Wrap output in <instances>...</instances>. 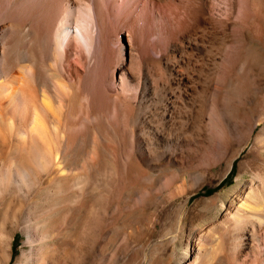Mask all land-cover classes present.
I'll return each mask as SVG.
<instances>
[{"label": "bare ground", "instance_id": "1", "mask_svg": "<svg viewBox=\"0 0 264 264\" xmlns=\"http://www.w3.org/2000/svg\"><path fill=\"white\" fill-rule=\"evenodd\" d=\"M154 1L169 6V51L116 81L108 10L133 13L130 0H0V264L17 230L14 264H133L161 246L170 256L143 264L190 251L187 264H264V0ZM180 106L213 125L208 153L189 156ZM249 144L236 188L191 204ZM159 203L166 218L150 217Z\"/></svg>", "mask_w": 264, "mask_h": 264}, {"label": "rangeland", "instance_id": "2", "mask_svg": "<svg viewBox=\"0 0 264 264\" xmlns=\"http://www.w3.org/2000/svg\"><path fill=\"white\" fill-rule=\"evenodd\" d=\"M121 2L122 0H119V5L122 4ZM154 2H150V0H130V5H132L131 7H133L134 9L133 13L127 12V10L124 8L123 9L119 8L118 14H115L117 12L114 13L111 9L108 10L111 15L110 22L112 24L111 23H110L111 25L109 24L106 34L104 36L105 46H106L105 56L106 58L109 57V59H111L114 62L118 60H122L124 65V68L122 70L117 71L115 75L116 81L120 80L121 73H123V71L124 73H127V71L129 70L130 71L133 70L131 73H133L134 71L136 72L139 71V73L134 72L139 75L142 66L141 64L143 62L150 63L149 61H152L153 59L154 60L160 59V57H162L164 54H166L167 51H169L167 49L168 40L170 36V22H171L169 6L156 1ZM86 7L87 8L85 9L88 12L89 8L88 6ZM90 15L89 12L85 14V21L83 23L84 26L85 25L87 26L89 22L91 24ZM249 46H250L249 49H252L251 50L252 56L256 57L257 50L255 44L252 43L249 44ZM155 76L156 78L158 77L157 79H161V76L159 74H156ZM196 78H198L197 74H196ZM201 95L202 94H195L193 96L195 101L197 100L199 101L201 99ZM202 108L205 113L210 114L211 110L209 106L202 104ZM197 109L198 107L194 108V106H187V107L180 106L179 110H177V112H182L183 114L189 113L188 114L189 116L187 115L184 116L185 123L181 125H177L175 127L176 130L175 132L178 133L180 131L178 134L180 135L182 134V136L191 138L189 139V141L192 142V145H191V150L188 153L189 156L191 157L195 155L199 156L201 154L208 153L209 136H211L214 129L213 125L209 123L207 120H205L203 123L200 119L198 120L191 119L192 115L193 116L196 115ZM251 148H252L251 144L244 147V149L240 152V155L234 160L232 169L223 180L222 177L227 167L225 163H222V165L219 166V168H217L216 170L207 173L205 180L206 185H204L199 191H197L195 194L191 196L190 203L193 204L195 201L199 199L212 197L218 193H227L229 191L234 190L239 183L238 177L240 175L239 173L240 164L247 161L250 158ZM193 149L195 150V152ZM183 164H185V159L182 156L178 155V159L175 162V166H181ZM175 166L173 167L172 171H175L176 168ZM185 166L188 165L186 164ZM159 174L157 176L159 179L168 178V174H162V175ZM243 177L246 180L251 179L249 173L243 174ZM167 210H168L167 208L165 209L162 206V204L159 203L155 206L153 205L152 207H150L148 212L150 217L161 215V217L166 218L165 214ZM174 210L175 209H173V211ZM221 215L222 213L208 214L199 221H197V225L201 227L203 224H206V222L208 223L209 221H211L214 217L221 218ZM15 233L16 234H15V240L13 242V251H12V254L14 256L12 260L13 264L16 262L17 258L22 254V250L24 248L25 239H26L24 234L20 232V230H17ZM186 244H187V238L184 239V245ZM170 253H171L170 249L163 246L158 248L157 251L155 252L152 250V248L144 251H138L136 252L137 255L136 259L132 263L143 264L144 259L150 258L152 256L158 259H165L170 256ZM193 259L194 256L191 251L186 256H184L180 252V255L173 262V264H187L192 262Z\"/></svg>", "mask_w": 264, "mask_h": 264}]
</instances>
